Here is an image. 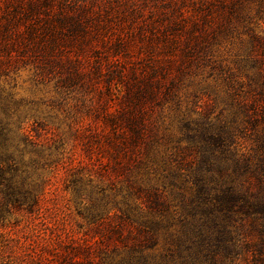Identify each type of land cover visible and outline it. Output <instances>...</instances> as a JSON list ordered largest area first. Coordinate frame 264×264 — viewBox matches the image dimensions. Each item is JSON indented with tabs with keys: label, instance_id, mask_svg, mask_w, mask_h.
Returning a JSON list of instances; mask_svg holds the SVG:
<instances>
[{
	"label": "rangeland",
	"instance_id": "obj_1",
	"mask_svg": "<svg viewBox=\"0 0 264 264\" xmlns=\"http://www.w3.org/2000/svg\"><path fill=\"white\" fill-rule=\"evenodd\" d=\"M248 42L244 24L229 36L209 30L208 47L166 90L175 95L146 106L149 127L126 156L112 145L121 138L107 116L124 107L109 100L106 59L100 77L80 76L0 43V264H47L86 240L103 264H209V207L193 205L203 183L209 190L230 160L264 155L261 102L243 107L264 97ZM111 155L127 167L113 170ZM126 175L168 196L178 218L162 221L127 196Z\"/></svg>",
	"mask_w": 264,
	"mask_h": 264
},
{
	"label": "trees",
	"instance_id": "obj_2",
	"mask_svg": "<svg viewBox=\"0 0 264 264\" xmlns=\"http://www.w3.org/2000/svg\"><path fill=\"white\" fill-rule=\"evenodd\" d=\"M253 12L264 20V0H0V43L41 53L47 66L76 67L80 76L100 77V62L106 59L109 100L124 107L119 117L107 116L116 120H111L114 136L121 138L112 145L126 156V148L143 139L149 127L146 106L175 95L166 90L176 87V76L208 47L209 30L229 36L239 34L244 24L250 61L258 64L264 80V38L249 27ZM212 23L219 27L209 29ZM258 52V58L251 56ZM262 88L264 93V81ZM243 104H259L257 120L264 122V97ZM114 156L113 170L123 171L127 165ZM230 163L217 171L209 190L203 183L199 202L193 203L209 207V264H264V155ZM126 182L127 196L142 198L150 212H159L156 217L178 218L164 193L144 189L129 177ZM93 246L86 240L47 264H103L92 256Z\"/></svg>",
	"mask_w": 264,
	"mask_h": 264
}]
</instances>
